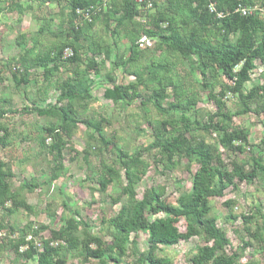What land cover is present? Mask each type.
Wrapping results in <instances>:
<instances>
[{
    "label": "trees",
    "instance_id": "obj_1",
    "mask_svg": "<svg viewBox=\"0 0 264 264\" xmlns=\"http://www.w3.org/2000/svg\"><path fill=\"white\" fill-rule=\"evenodd\" d=\"M28 1L30 5H57L60 21L52 30L54 16L44 20L37 31L38 39L30 40V47L25 35L16 38L20 55L5 62L0 60V84L5 70L16 89L32 83L34 72L41 70L42 85L37 88L36 100L23 111L47 120L38 128L36 146L51 158V167L42 184L33 178L13 190L10 181L14 178L16 156L10 154L7 161L0 159V210L7 217L21 211L34 214L22 193H32L41 185L50 187L63 177L65 152L71 161L82 157L91 172L92 192L109 199L112 205L120 204V208L115 216L100 220V231L109 237L108 242L89 232L88 224L76 211H68L67 215L66 210L57 230L47 226L34 229L29 223L15 233L14 227L1 219L0 230L9 232L1 248L13 253L12 264H69L71 257L80 258L82 263L93 260L99 264H122L126 259L129 264H167L161 256L162 248L180 240V221L188 236L204 243L196 248L190 264H239L247 248L263 252L261 206L254 204L248 213L239 216L244 236L237 250L228 253L230 242L216 226L211 200L224 197L229 186L237 191L236 183L264 178V136L257 151L248 141V130L235 127L232 122L236 116L264 115V0ZM239 7L256 10L241 16L235 12ZM26 9L31 10V6L23 8L17 2L7 5V11L19 16ZM78 9L91 10V22L79 19ZM97 27L104 37L97 36ZM46 35L54 42L37 50L39 39ZM142 37L152 44L142 45ZM65 50L71 51L70 57L63 58ZM255 61L262 67L263 83L246 91ZM184 65L187 76L193 79L187 84L177 72ZM119 68L133 81L115 84L113 73ZM62 72L68 74L65 79L59 77ZM196 75L201 79H195ZM97 80L110 84L104 89L103 98L114 105L128 107L140 101L144 112L141 120L151 138L146 146L130 152L119 146L116 137L107 138L105 131L112 122L89 110V104L95 101L91 87ZM216 86L220 88L218 93ZM50 91L58 94L54 104L47 103ZM200 92H205L216 107L214 113H206L204 122L199 118L202 112L196 109ZM227 95L236 99L233 113L227 109ZM38 101L46 103L45 107H37ZM3 104L5 101L0 98V149L7 150L13 147L14 132L3 124L5 116L12 113ZM150 107L156 119L151 116ZM79 125L85 128L86 135L82 152L71 145ZM136 131L144 130L136 126ZM212 136L214 140L209 142L208 137ZM105 152L108 157L103 156ZM246 152L250 155L246 159L235 157ZM145 154H149L150 163L143 159ZM91 156L99 160L96 169L90 165ZM182 161L187 162V170L191 166L197 168L188 192L169 203L164 198L165 188L152 186L138 199L136 187L151 164L172 172ZM109 188L114 191L110 196ZM230 204L233 203L226 205ZM47 214L53 221L54 213L47 210ZM226 219L238 218L229 214ZM47 230L49 238H42L41 233ZM140 234L146 237L142 251L137 242Z\"/></svg>",
    "mask_w": 264,
    "mask_h": 264
},
{
    "label": "rangeland",
    "instance_id": "obj_2",
    "mask_svg": "<svg viewBox=\"0 0 264 264\" xmlns=\"http://www.w3.org/2000/svg\"><path fill=\"white\" fill-rule=\"evenodd\" d=\"M11 2H17L23 8L31 6V10L26 9L25 13L19 16L17 12L7 11V5ZM58 11L59 8L55 4L40 5L39 3H33L30 5L28 0H0V60L5 62L7 59L17 58L20 55V50L15 43L16 38L20 35H25L29 38L27 43L28 47H30V40L38 39L37 31L48 17L54 16L52 30H56L60 21ZM96 34L97 36L104 37L99 27L96 28ZM39 40L40 46L38 45L37 50L43 46H49L54 42V39L47 35ZM150 44H152V41ZM123 46L125 48L126 44ZM255 65L256 68L250 74V82L245 86L246 91L255 85L263 83L261 78L262 67L259 61H255ZM105 68L107 69L108 65ZM177 72L180 77L184 78L182 80L184 83L187 84L193 80L187 76L189 73L186 65L177 69ZM40 76L41 70L35 71L32 83L16 89L11 82L9 72L5 70L2 74L4 81L0 84V98L5 101L3 108L12 112L5 116L3 124L14 132L12 136L14 144L13 147L7 150L0 149V159L7 161L10 154L16 156L13 166L14 178L10 181L13 190L17 189L21 183L30 181L33 178L38 184H42L46 181L49 167H51V158L45 156L36 146V138L39 135L38 128L46 125L47 120L30 112L23 111L24 108L30 109L34 103L33 101L36 100L37 88H41L42 85ZM67 76L68 74L64 72L59 75L62 79H65ZM113 77L115 84L125 85L133 81V78L124 74L120 68L113 73ZM196 78L200 77L197 76ZM107 85L110 86L106 81L97 80L91 87V94L95 98V101L89 104V110L112 122V127L106 129L105 134L107 138L116 137L117 143L122 148L132 152L136 148L146 146L151 141V138L149 136V129L141 120L144 112L140 106V101H134L128 107H123L120 104L114 105L103 98V92ZM219 91V86H216L215 93ZM57 95L56 92L50 91L47 103L54 104ZM200 96L201 101L196 105V109L200 110V114L202 112L199 118L201 122H204L207 119L206 113H214L216 107L207 98L205 92H200ZM225 100L228 111L231 113L235 112L237 109L235 105L236 99L231 95H227ZM171 101L172 99L168 100V102ZM45 104L38 101L36 106L43 108ZM150 114L155 119L157 118L152 108ZM263 119L264 115L258 117L248 114L236 116L232 120L235 127L248 130V141L257 151L260 149V143L264 136ZM136 126L144 131H136ZM213 138V136L208 137V141L213 142ZM85 141V128L79 125L76 134L71 140V145L75 151L82 152ZM103 156L108 157V154L105 152ZM249 156V153L246 152V154L235 157L241 160ZM262 156L264 160V149ZM64 157L63 177L52 183L50 187L41 185L39 189H36L32 193H22L27 204L34 209V214L28 215L21 211L11 217H7L0 210V220L3 219L9 226H13L15 233L18 232V229L25 227L29 223L33 225L34 229L40 226H47L49 230H57L62 225L59 219L65 211L67 210V215L69 212L76 211L83 222L88 224L89 232L93 235L103 236V240L108 242L109 237L104 231H100V220L115 216L120 208V204L112 205L109 199L103 198L96 192H92L91 189L94 188V185L91 182V172L87 169L81 156L75 157V160L71 161L70 155L65 152ZM149 157V154H145L143 159L150 163ZM222 158L226 161L225 155H222ZM98 161L93 156L89 159L91 167L95 169L98 167ZM196 169L195 166H191L187 170L186 161H182L180 166L172 172H166L161 167L156 168V166L151 164L148 173L136 187L137 197L140 199L144 191L152 186H162L165 188L164 198L167 202L175 203L180 195L188 192L191 188L192 174ZM236 184L238 185L237 191L232 190V187L229 186L225 191L224 197L211 200L213 214L217 219L216 226L225 233L230 242V246L226 248L228 253L237 250L240 246L241 238L244 236L239 216L248 213L254 204H259L264 211V178L256 179L251 183L242 182ZM112 194H114V191L112 188H109L107 195L110 196ZM228 202H232L233 204L227 206ZM47 210L54 213L55 218L53 221L48 217ZM229 214L238 219H226ZM157 217H163V215ZM177 229L181 235L180 240L175 245L163 247L161 256H163L164 260L168 261L167 264H190L189 260L195 254L196 248L202 246L204 243L197 237L188 236L185 233V225L182 221L177 224ZM7 236H9L8 229L0 230V264H12L14 260L12 252L1 248ZM14 236L16 237V234ZM49 236L48 230L41 233L42 238H49ZM145 240V235L140 234L137 242L141 251L146 248ZM71 258L68 260L69 264H99L93 260L82 263L80 258ZM249 262L264 264V250L263 252H259L255 247L247 248L239 258V264H247ZM27 264L37 263L36 261H32L27 262ZM122 264H129V260L125 259Z\"/></svg>",
    "mask_w": 264,
    "mask_h": 264
},
{
    "label": "built area",
    "instance_id": "obj_3",
    "mask_svg": "<svg viewBox=\"0 0 264 264\" xmlns=\"http://www.w3.org/2000/svg\"><path fill=\"white\" fill-rule=\"evenodd\" d=\"M136 2H142L143 0H135ZM256 8H244V7H239L238 9L235 10L236 13H239L241 16H247V15H251L253 12L255 11ZM211 11H213V8H211ZM76 14L80 17L79 19H83L86 20L87 22H91V10H80L78 9L76 11ZM92 14H94V12H92ZM218 17H220V15H218ZM151 40L146 38V37H142L140 40V43H142V45H150ZM71 56V51L70 50H65L63 53V58H68Z\"/></svg>",
    "mask_w": 264,
    "mask_h": 264
}]
</instances>
